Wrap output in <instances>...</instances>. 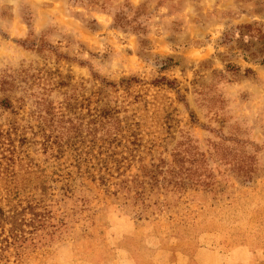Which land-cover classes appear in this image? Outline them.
<instances>
[{
  "label": "rangeland",
  "instance_id": "obj_1",
  "mask_svg": "<svg viewBox=\"0 0 264 264\" xmlns=\"http://www.w3.org/2000/svg\"><path fill=\"white\" fill-rule=\"evenodd\" d=\"M2 100L0 128L48 171L46 140L115 132L104 107L162 171L144 210L114 186L55 192L63 224L10 264H264V0H0Z\"/></svg>",
  "mask_w": 264,
  "mask_h": 264
},
{
  "label": "trees",
  "instance_id": "obj_2",
  "mask_svg": "<svg viewBox=\"0 0 264 264\" xmlns=\"http://www.w3.org/2000/svg\"><path fill=\"white\" fill-rule=\"evenodd\" d=\"M0 106L5 110L12 109L6 100H2ZM93 111V122H99V118H109L113 121L115 132L104 133L99 138L96 133L90 132L88 143L82 148L74 149L63 148L57 144L56 138L54 142L46 140V144L42 145L55 144L57 148L54 150L48 146L57 153L52 156L57 160V167L51 171L33 162L24 150L28 142L24 137L23 128L21 136L19 129L13 124L7 131L0 128V140L6 141L8 146L13 148L3 149L0 146V264H10L11 259L20 261L39 230L44 229V226L55 227L49 223L50 220L56 219L55 222L59 226L63 224V217L56 218L51 209V203L57 195L70 198L76 188L91 192L92 187L109 192L107 188L114 186L119 191L112 192L111 195L115 196L123 190L126 194L134 191L132 206L138 203L141 210L147 207L144 204L147 200L138 190L142 191L149 185L145 180L157 183L156 173L162 171H157V165L142 163L144 157L141 154L144 150H148L147 153L150 154V148L146 147L140 138V125L132 119V123L121 127L122 121L113 117L117 112L109 107L96 108ZM2 142L0 141V145L6 144ZM15 142H18V149L14 147ZM151 143L152 140L148 144ZM70 151L72 153L68 159ZM136 163H140L137 168L140 175H129L126 179L114 183L125 177L126 172ZM58 201L59 199L54 202L57 204ZM132 214L135 219H141L137 211Z\"/></svg>",
  "mask_w": 264,
  "mask_h": 264
}]
</instances>
